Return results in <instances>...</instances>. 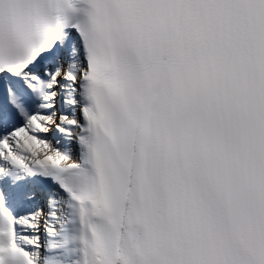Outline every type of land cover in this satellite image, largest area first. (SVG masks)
<instances>
[{"label":"snow or ice","instance_id":"obj_1","mask_svg":"<svg viewBox=\"0 0 264 264\" xmlns=\"http://www.w3.org/2000/svg\"><path fill=\"white\" fill-rule=\"evenodd\" d=\"M0 264H264V0H0Z\"/></svg>","mask_w":264,"mask_h":264}]
</instances>
